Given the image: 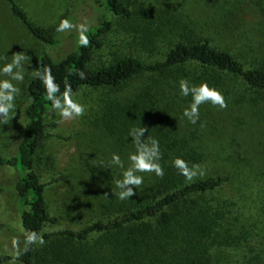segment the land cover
<instances>
[{
	"label": "rangeland",
	"instance_id": "374dc122",
	"mask_svg": "<svg viewBox=\"0 0 264 264\" xmlns=\"http://www.w3.org/2000/svg\"><path fill=\"white\" fill-rule=\"evenodd\" d=\"M31 17L38 23L55 27L65 16L76 26L58 32L60 45L53 47L36 39L15 19L9 6L0 0V67L10 63L13 54L26 55L23 61L24 80L13 81L20 89L16 110L8 124L0 125V154L12 155L22 135L25 121L23 110L28 104L27 85L45 53L55 57L66 54L79 43V25L99 22L101 10L95 0H21ZM129 9L139 10L144 19H123L108 13L113 28L104 36V44L95 51L92 63L102 65L115 58L132 54L146 61L161 57L172 40L180 35L193 38L211 37L215 46L235 53L247 66L264 68V6L255 0H124ZM132 24L135 26L133 27ZM174 30H171V29ZM160 31V35L151 33ZM190 70V69H188ZM225 76L220 88L228 103L226 109L210 104L201 105L200 121L190 124L183 110L191 96L179 95V82L192 77L170 79L171 99L177 101L175 113L178 133L198 153V163L205 174L224 173L230 181L213 194L228 203L229 219L238 217L237 235L248 231L247 239L237 245L211 249L214 264H264V93L247 87L233 75ZM0 79H9L0 76ZM163 80L159 75L143 74L119 90L84 87L72 92V98L85 106L82 117L58 123L59 115L50 109L46 117L48 136L36 155V170L46 185L51 215L57 224L47 223L44 231L78 229L109 214L112 202L123 201L116 181L122 179V169L104 168L113 153L121 156L124 167L130 166L128 156L135 152L132 139L122 141L98 123L101 107L108 101L139 92L149 84ZM166 85V84H165ZM147 129V128H146ZM149 136L148 129L144 138ZM144 175V183L151 174ZM14 167H0V254L18 255L26 245V231L16 204L13 184L18 178ZM132 198V197H131ZM130 200V199H128ZM126 201V200H125ZM16 245H13V241ZM45 248V244L41 245ZM0 264H20L1 261ZM40 264H64L43 260Z\"/></svg>",
	"mask_w": 264,
	"mask_h": 264
},
{
	"label": "trees",
	"instance_id": "16d2710c",
	"mask_svg": "<svg viewBox=\"0 0 264 264\" xmlns=\"http://www.w3.org/2000/svg\"><path fill=\"white\" fill-rule=\"evenodd\" d=\"M4 1L28 33L47 45H60L56 28L35 21L21 0ZM95 3L101 14L99 22L88 27L89 45L78 43L74 50L59 57L43 54L26 88L28 104L23 110L25 121L20 141L14 154H0V167H14L19 174L13 190L26 236L33 232L42 236L45 248L39 243H26L18 255L0 254V262L214 264L212 248L237 245L249 233L243 230H240L242 235L234 233L239 218L229 219L230 204L213 196L230 181L228 174H205L190 182L173 167L177 157L187 161L190 167L201 160L196 151L181 141L179 123L174 116L177 101L170 98L171 87L166 86L171 85L170 79L192 77L196 82H207L220 90L225 86L224 75H233L247 87L264 93V68L247 66L235 53L215 46L211 37L187 35L172 40L162 56L151 61L128 54L107 64L94 65L95 51L103 46L104 36L113 28L109 12L123 19H144L139 10L129 9L124 0H95ZM254 4L264 6V0H255ZM154 34L161 33H151ZM45 68L51 69L59 85L58 96L65 91L66 82L76 92L84 87L119 90L143 74L163 78L139 92L108 101L101 107L98 123L122 141L132 139L130 130L147 128L149 136L159 141L162 154L159 163L164 168V176L151 174L140 193L121 203L112 202L108 215L78 229L44 231L47 223H58V218L49 210L47 184L36 170V155L48 136L46 117L52 108L37 76ZM80 72L85 74V79L80 78ZM3 191L0 186V194Z\"/></svg>",
	"mask_w": 264,
	"mask_h": 264
},
{
	"label": "clouds",
	"instance_id": "9594fccd",
	"mask_svg": "<svg viewBox=\"0 0 264 264\" xmlns=\"http://www.w3.org/2000/svg\"><path fill=\"white\" fill-rule=\"evenodd\" d=\"M76 27L70 20L62 19L56 28L57 32L63 33L66 30H71ZM89 25L81 24L78 27L79 44L88 46L90 41L87 36ZM26 55L21 52L13 54L12 61L0 67V76H7L9 79H0V125L9 123L10 114L16 110V97L20 94V89L13 81L22 83L24 80L23 61L26 60ZM81 79H85L83 72L78 73ZM38 78L42 81L46 92L47 99L51 101V107L56 112L60 120L58 123L68 121L74 118L82 117L85 114V106L75 101L72 98V87L66 82L65 91L59 96V85L55 82L51 69L45 68L44 71L37 73ZM179 95L182 97L191 96V103L183 110L182 116L192 124L196 125L200 121L201 105L210 104L218 109H226L228 107L225 95L219 89L210 86L207 82L197 85H190L187 79H182L179 82ZM147 131L145 127L134 128L130 130L129 137L132 138V143L135 145V152L130 153L128 159L130 166L124 167V162L121 156L113 153L110 161L107 164H101V167L112 168L118 167L122 169V179L116 181L118 192L112 191L114 196L121 201L131 199L137 194L139 188L144 183V175L155 174L157 177L164 176V168L159 161L162 158L159 141L148 136L144 138ZM173 167L178 170L179 175L183 176L187 181H193L198 176L205 175V170L198 164L191 167L188 162L177 157L173 161ZM26 243L33 245L39 243L43 245L45 240L42 236H38L33 232L26 236ZM16 245V241H13Z\"/></svg>",
	"mask_w": 264,
	"mask_h": 264
}]
</instances>
